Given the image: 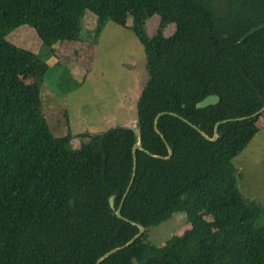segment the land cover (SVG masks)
<instances>
[{
	"label": "trees",
	"instance_id": "16d2710c",
	"mask_svg": "<svg viewBox=\"0 0 264 264\" xmlns=\"http://www.w3.org/2000/svg\"><path fill=\"white\" fill-rule=\"evenodd\" d=\"M0 0V264H95L109 249L137 240L100 264H264V211L237 186L233 158L258 133V116L219 124L264 106V0ZM96 17L91 43L108 22L129 29L142 44L147 81L136 102L133 129L114 126L71 145L55 136L42 113L41 85L57 42H81L86 12ZM158 16L154 35L146 23ZM34 27L39 53L6 36ZM173 24V34L164 29ZM35 73L25 83L21 72ZM210 94L215 105L197 108ZM173 149L168 156L166 141ZM263 114V113H262ZM81 136L85 137V133ZM149 153H148V152ZM186 212L190 228L163 244L147 230Z\"/></svg>",
	"mask_w": 264,
	"mask_h": 264
},
{
	"label": "rangeland",
	"instance_id": "374dc122",
	"mask_svg": "<svg viewBox=\"0 0 264 264\" xmlns=\"http://www.w3.org/2000/svg\"><path fill=\"white\" fill-rule=\"evenodd\" d=\"M220 11L223 0H214ZM97 17L86 12L82 24L81 42H57L56 53L41 85L42 113L52 133L74 135L71 145L81 146L82 140L117 125L136 127V102L147 81L145 53L142 44L129 29L108 22L91 43ZM158 28V16L146 23L149 36ZM175 26L168 25L164 36L173 34ZM6 39L13 44L39 53L41 40L34 27L25 24L11 31ZM25 83H31L35 73L30 69L21 72ZM258 133L237 154L232 162L236 169L237 186L250 200H259L264 208V113L256 121ZM85 133V137L81 136ZM264 221V211L259 222ZM190 228L186 212L173 216L147 230L151 243L160 245L174 236H181Z\"/></svg>",
	"mask_w": 264,
	"mask_h": 264
},
{
	"label": "water",
	"instance_id": "95a60500",
	"mask_svg": "<svg viewBox=\"0 0 264 264\" xmlns=\"http://www.w3.org/2000/svg\"><path fill=\"white\" fill-rule=\"evenodd\" d=\"M261 28H264V23L263 24H260L258 26H255L253 27L251 30L247 31L239 40L238 42H240L242 39H244L245 37L253 34L254 32H256L257 30L261 29ZM219 101V96L216 95V94H210L208 96H206L204 99H202L201 101H199L197 103V108H205V107H208L210 105H215L217 102ZM166 111H163V112H159L157 115L154 116L153 118V121H152V125H154V129L157 133L160 134V136L163 137V139L166 141L167 145H168V150H169V155L168 156H160V155H154L152 154V156L154 157H157V158H166V159H169L172 157L173 155V149L172 147L168 144L166 138L164 137V135L162 133H160L157 129V120L159 118L160 115H163L165 114ZM264 113V106L258 110L257 112L251 114V115H246V116H240V117H234V118H229V119H223V120H219L217 121L215 124H214V127H213V136L210 137L208 136L203 130H201L198 126H196L195 124L191 123L188 119H186L185 117L179 115L178 113L176 112H170V114L172 115H175V116H178L180 117L181 119H183L184 121L190 123L194 128L198 129L206 138L208 139H211L212 141H214L215 139H217V137L219 136L218 134V131H217V128L219 126V124L223 123V122H227V121H236V120H243V119H250V118H253L255 116H258L260 114ZM117 126H122V127H126V128H130V129H133L134 131V134L137 138V141H135V143L133 144L132 146V156H133V169H132V175H131V179L121 197V200H120V203L118 205V207H115L114 206V195H111L109 197V206L110 208L114 211L115 215L119 218H123V216L121 215V206H122V203L125 199V197L127 196L129 190H130V187L134 181V177H135V162H136V155H135V150L136 149H140V150H144L143 146H142V143L141 141L139 140V132L138 130L136 129V127L134 126H131V125H117ZM148 152V151H147ZM149 153V152H148ZM132 223L136 224L138 227H139V232L133 237L131 238L128 242H126L125 244L121 245V246H116V247H113L111 249H109L108 251H106L105 254H103L101 257H99L96 261L95 264H100L102 261H104L106 258L110 257L111 255L117 253V251L121 250V249H125L127 247H129L130 245H132L139 236H141L142 233L145 232V227L142 225V223L140 222H135V221H131ZM139 260L137 258H134L133 259V264H139L138 262Z\"/></svg>",
	"mask_w": 264,
	"mask_h": 264
}]
</instances>
